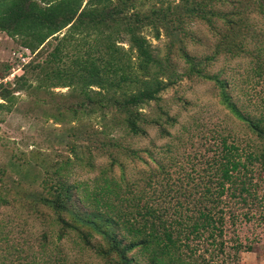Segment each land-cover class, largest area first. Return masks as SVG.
I'll return each instance as SVG.
<instances>
[{
    "label": "trees",
    "instance_id": "1",
    "mask_svg": "<svg viewBox=\"0 0 264 264\" xmlns=\"http://www.w3.org/2000/svg\"><path fill=\"white\" fill-rule=\"evenodd\" d=\"M211 1L178 0L171 5L168 0H0V32L17 39L29 53L37 54L51 46L43 61V86L66 88L73 98L62 111L55 108L58 118L53 117L54 121L61 122L66 113L74 116L79 109L93 106L109 113L110 122L130 136H147L149 126L157 127L160 134L167 133L164 125L174 121L166 111L157 105L158 114L151 117L140 110L149 102L157 103L159 94L178 78L180 74L172 62V55H177L185 65L181 73L187 78L213 81L220 103L254 138L242 147L218 134L211 163H207V170L201 169L200 183L194 182L191 189L171 180L166 169L171 163L163 165L152 159L155 167L149 168L143 180L147 189L144 190L151 197L143 199L142 189L131 193L123 175V163L115 165V151H123L120 143L95 135L91 145L97 155L105 152L109 169L98 167L99 175L93 179L92 189H82L81 202L88 210L74 206L68 209L66 204L73 205L71 191L81 184L68 183L62 171L66 177L70 168L80 167L82 161L91 169L92 155L89 149L81 150L86 157L78 155L76 147L67 143L71 157L56 167L54 179H48L51 183L41 182L50 195L43 202L53 213L68 216L70 221L58 215L59 222L74 233L81 248L87 247L103 264H112L113 259L114 264H201L193 260L191 239H202L205 234L210 238L215 233L220 236L224 224L220 197L226 193L228 197L238 196L244 205L253 192L249 173L264 170V114L252 117L244 113L231 101L223 82L209 75L205 68L218 54H248L255 59L252 76L263 78L264 35L252 29L246 20L252 11L263 14L264 2L221 0L230 7L224 11L215 9ZM192 21L210 29L220 22L223 28L215 39L213 55L198 58L185 51V38L193 39L185 26ZM144 30L151 38L163 35L168 39L162 56L153 52ZM123 41L126 49L120 46ZM27 83L23 75L15 77L10 88L0 83V99L30 89ZM125 151L135 156V151ZM114 165L120 171L118 178L107 175ZM155 185L160 187L159 191ZM91 239L99 244L91 243ZM132 251L127 257L126 253ZM136 255L142 259L138 260ZM65 259L60 264H79L75 259Z\"/></svg>",
    "mask_w": 264,
    "mask_h": 264
},
{
    "label": "rangeland",
    "instance_id": "2",
    "mask_svg": "<svg viewBox=\"0 0 264 264\" xmlns=\"http://www.w3.org/2000/svg\"><path fill=\"white\" fill-rule=\"evenodd\" d=\"M168 1H172L171 5L178 2ZM211 2L215 9L225 11L230 8L221 0ZM246 21L257 33L264 35V13L252 11ZM185 28L193 37L192 40L185 38L186 52L198 58L213 55L215 39L223 28L219 21L213 29L197 21L189 22ZM143 34L153 52L162 56L168 39L163 35L159 39L151 38L147 30ZM120 46L127 48L125 41ZM50 48L45 46L37 54L29 53L17 39L0 32V83L10 88L14 78L23 75L31 85L26 91H17L0 99V199L3 200L0 201V264H60L65 257L75 259L79 264H103V260L86 250L87 247L81 248L74 233L65 230L59 222L58 215L70 221L68 216L63 212L53 213L43 202L50 195L41 182L48 181L51 176L54 179L56 167L63 159L71 157L67 143L76 147L78 155L81 153L86 157L81 150L89 149L93 157L90 158L94 162L91 169L82 161L80 167L74 165L70 168L68 176L65 177L62 171L63 179L68 183L81 184L76 191H71L73 205L66 206L68 209L74 206L88 210L81 202L82 189H92L93 179L99 175L98 167L109 169L105 152L97 155L91 145L95 135L120 143L123 151H115L118 155L115 165L123 163V175L131 193L136 194L142 189L143 199L151 197L146 194L143 180L149 168L155 167L154 161L163 165L171 163L166 168L171 180L191 189L194 182L200 183L201 169L207 170V163H211L218 134L226 136L227 142L235 140L242 147L254 140L246 127L220 103L216 84L187 78L181 73L185 65L177 55H172V62L180 74L178 78L159 94L157 103L149 102L140 110L151 117L158 114L157 105L166 111L174 121L164 125L167 133L160 134L157 127L149 126L147 136H130L110 122L109 113L93 106L79 109L74 116L71 112L66 113L61 122L54 121L53 117L58 118L55 108L62 111L73 98L66 88L43 86V61ZM252 56L218 54L205 68L209 75L223 82L226 93L237 107L256 117L264 114V66L263 78L253 77L251 67L255 59ZM125 148L135 151V156ZM115 165L107 175L118 178L120 171ZM249 174L251 196L244 205L238 196L228 197L226 193L220 197L219 209L224 222L221 235L212 233L213 242L206 234L202 239H191L193 260L201 264H264V170L254 169ZM154 187L160 190L158 185ZM172 188L175 189L174 185ZM119 235L115 234L118 239ZM95 241L91 239V243L96 244ZM132 253H126V256Z\"/></svg>",
    "mask_w": 264,
    "mask_h": 264
}]
</instances>
